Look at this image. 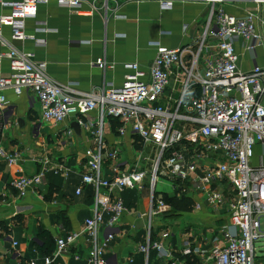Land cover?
Segmentation results:
<instances>
[{
  "label": "built area",
  "instance_id": "1",
  "mask_svg": "<svg viewBox=\"0 0 264 264\" xmlns=\"http://www.w3.org/2000/svg\"><path fill=\"white\" fill-rule=\"evenodd\" d=\"M50 1L80 15L101 10L106 18L110 10V0H0V6L8 8V13H0V46L6 49L10 69L7 76H0V119L5 91L28 90L39 103L42 120L58 124L74 116L79 126L90 129L95 149L87 152L81 177V183L95 191L91 215L83 227L89 242L87 264H108L106 251L128 211L120 194L144 188L149 191L147 241L137 251L147 257L151 249L156 250L161 264H178L164 245L168 231L161 230L155 241L150 239L153 218L170 210L156 191L160 177L170 181L174 191L199 195L213 209L227 214L229 223L220 229L222 242L204 255V263L255 264V244L264 239V64L242 70L235 40H242L247 52L264 48V0H242L253 4L242 17L215 6L222 0H208V20L197 49L164 48L156 43L157 52L147 70L137 62L127 63L120 86L107 81L88 92L52 80L45 61L33 60V53L10 41L32 39L41 44L34 34L25 32V20L36 15L39 4ZM159 3L171 5L172 1ZM118 10L113 9V17H123ZM4 26L11 29L10 39L3 35ZM202 51L207 54L200 68ZM93 65L103 71L113 67L105 57ZM174 83L181 84L180 90L166 95ZM110 121H115L118 137L132 135L138 150L129 169L114 166L112 176L106 178L103 162L116 160L120 154L106 148L104 127ZM256 147L262 148L261 154L254 155ZM6 159L9 164L16 160ZM41 168L36 174H20L11 180L17 195L24 196L42 183L47 162ZM52 171L65 177L69 172L63 164ZM80 192L81 186L76 194ZM79 236L71 232L58 238L53 253L43 258L44 264L67 253ZM181 252L202 253L189 245Z\"/></svg>",
  "mask_w": 264,
  "mask_h": 264
},
{
  "label": "crops",
  "instance_id": "2",
  "mask_svg": "<svg viewBox=\"0 0 264 264\" xmlns=\"http://www.w3.org/2000/svg\"><path fill=\"white\" fill-rule=\"evenodd\" d=\"M171 1V5L162 6L159 0H110L106 18L101 10L92 15H80L55 1L41 3L36 15L25 20V32L34 34L41 44L32 39L10 41L15 47L33 53V60L45 61L47 75L60 85H69L81 92L98 88L107 81L120 86L128 71L125 64L137 62L143 70L148 69L157 52L156 43L164 48L195 50L199 47L208 20V0ZM215 6L237 17L253 8L252 3L242 0H222ZM115 7H119L118 14L123 17H113ZM262 12L264 15V7ZM0 13H8V8L0 6ZM10 34V27L4 26L3 35L10 39ZM235 48L242 70L264 64V48H257L255 53L247 52L240 39L235 40ZM5 52L0 46V76L10 73ZM206 54L201 52L200 68ZM101 57L113 67L103 71L94 66ZM180 88L179 83L171 84L166 95ZM5 96L0 119V150L3 152L0 153V264H30L32 261L44 264V256L35 248L36 244H43L39 237L41 231L52 237L54 249L58 238L71 232L80 234L69 251L50 264H87L89 242L83 227L84 220L91 215L95 191L91 185H83L81 177L86 171V154L95 149L90 129L79 125L78 130L74 129V116L58 124L42 120L39 103L31 91L15 94L6 90ZM115 128V121L104 127L106 148L120 152L116 160L103 162L102 173L106 178L112 176L114 166L129 169L138 150L132 135L118 137ZM6 156L16 158L15 162L9 164ZM43 162H47L48 170L43 173L42 183L24 196L17 195L10 186L11 180L20 174L38 173ZM58 164L68 168L66 177L52 171ZM79 186L81 192L76 194ZM171 186L170 193L161 194L171 196L174 192ZM120 195L128 211L106 251L108 264H161L156 250L151 249L147 257L137 251V246L147 241L148 189L125 190ZM188 197L192 199L191 210L173 212L170 206L169 211L155 217L157 220L153 218L150 239L155 241L161 230L168 231L164 245L170 250L172 260L184 264L185 255L181 250L189 245L202 252L192 253L197 259L195 264H213L204 263V255L214 244L222 242L220 229L229 223V218L224 211L213 209L201 196ZM168 219L171 222H167ZM183 219L186 224L181 226L179 222ZM258 249L260 257L255 264H264V250L262 246ZM74 255H78V259Z\"/></svg>",
  "mask_w": 264,
  "mask_h": 264
},
{
  "label": "trees",
  "instance_id": "3",
  "mask_svg": "<svg viewBox=\"0 0 264 264\" xmlns=\"http://www.w3.org/2000/svg\"><path fill=\"white\" fill-rule=\"evenodd\" d=\"M164 200L170 204L173 212L189 211L192 208V199L186 195H182L178 191H174L171 196L164 195ZM39 237L42 238L43 244L40 245L36 244L35 248L44 257L51 255L52 252L54 251L52 237L49 235V233L45 231H41ZM184 258H185L184 264H195L197 262V259L193 256V254L185 255Z\"/></svg>",
  "mask_w": 264,
  "mask_h": 264
},
{
  "label": "rangeland",
  "instance_id": "4",
  "mask_svg": "<svg viewBox=\"0 0 264 264\" xmlns=\"http://www.w3.org/2000/svg\"><path fill=\"white\" fill-rule=\"evenodd\" d=\"M261 153H262V148H260V147L254 148V155H259ZM171 184L172 183L170 181L160 177L159 181L156 185V191L160 192V193H170L171 189H172ZM145 202L147 203V200H145ZM154 220H157V218H155ZM167 222H171V219H168ZM179 224L181 226H184L186 224L185 219L181 220L179 222ZM262 228H264V220H262ZM259 246H262V249L264 250V239H261L260 241L256 242V244H255V248H256L255 262H257L259 257H260V253L258 251Z\"/></svg>",
  "mask_w": 264,
  "mask_h": 264
},
{
  "label": "water",
  "instance_id": "5",
  "mask_svg": "<svg viewBox=\"0 0 264 264\" xmlns=\"http://www.w3.org/2000/svg\"><path fill=\"white\" fill-rule=\"evenodd\" d=\"M73 127H74V129H77V130H78V123H77V121H75V122L73 123Z\"/></svg>",
  "mask_w": 264,
  "mask_h": 264
}]
</instances>
